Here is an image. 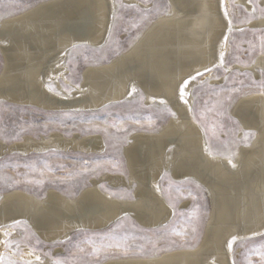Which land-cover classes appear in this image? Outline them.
<instances>
[{
    "label": "bare ground",
    "instance_id": "6f19581e",
    "mask_svg": "<svg viewBox=\"0 0 264 264\" xmlns=\"http://www.w3.org/2000/svg\"><path fill=\"white\" fill-rule=\"evenodd\" d=\"M237 1L254 12L250 0ZM228 2L168 0L169 11L156 19L128 52L108 64L85 69L78 86L66 78L67 54L77 46L105 44L116 8L114 0H48L0 20V51L5 60L0 102L51 112L96 111L129 100L141 90L147 105L167 106L174 114L160 132L132 135L124 149L128 176L105 174L74 199L56 191L43 200L19 191L2 197L0 264H5L7 233L19 221L48 242H64L81 230H103L127 216L149 229L166 225L173 216L160 188L166 171L177 181L191 179L207 190L211 215L202 244L159 257L105 264H235L233 248L237 243L264 236V93L242 98L233 110L241 124L240 138L245 133L255 134L251 144L240 146L234 158L210 151L192 113L195 80L211 77L219 66L227 72L232 69L225 64L228 37L235 28ZM249 26L262 28L264 19L252 20ZM238 68L261 78L264 53L251 66ZM193 76L196 79L185 89L188 104H184L179 99V86ZM62 80L71 91L64 89ZM104 149L99 135L67 138L52 133L38 138L25 136L10 145L0 141V159L14 153L98 154ZM102 183L125 189L134 185V198L112 196L101 189ZM49 222L53 227L45 229ZM29 261L39 264L42 260L31 257Z\"/></svg>",
    "mask_w": 264,
    "mask_h": 264
},
{
    "label": "rangeland",
    "instance_id": "374dc122",
    "mask_svg": "<svg viewBox=\"0 0 264 264\" xmlns=\"http://www.w3.org/2000/svg\"><path fill=\"white\" fill-rule=\"evenodd\" d=\"M43 1L48 0H0V20L22 14ZM114 1L116 8L105 44L77 46L67 54L66 78L75 86L80 85L88 67L108 64L128 52L147 28L170 9L168 0ZM250 2L253 13L237 0L228 2L235 28L228 37L225 64L232 69L227 72L225 67H217L211 77L195 80L191 91L192 113L203 129L210 151L224 158H234L239 147L248 146L255 137L254 133H245L240 138L241 124L233 116L236 104L251 94L264 93L261 87L264 73L256 78L249 70L238 68L251 66L264 53V27L249 26L252 20L264 19V0ZM4 67L5 60L3 66L0 55V75ZM61 84L71 91L64 80ZM173 116L167 106L147 105L141 90L129 100L96 111L47 112L0 102V141L7 145L20 142L25 136L38 138L52 133H61L67 138L74 134L99 135L105 142L104 151L98 154L48 151L28 156L14 153L1 158L0 199L16 191L39 200L45 199L50 191L74 199L93 180L105 174L128 176L124 149L132 135L158 133ZM169 176L172 177L171 173L166 171L160 180L162 194L173 209L166 225L149 229L127 216L104 230H81L64 242H48L27 223L19 221L7 233L3 262L35 264L29 258L40 257L39 264H105L199 247L211 215L210 197L204 186L201 187L208 200L195 183L176 182ZM100 187L115 197L134 198V185L125 189L102 183ZM25 251L29 254L27 257ZM233 257L235 264H264V236L237 243Z\"/></svg>",
    "mask_w": 264,
    "mask_h": 264
},
{
    "label": "snow or ice",
    "instance_id": "6c2138e0",
    "mask_svg": "<svg viewBox=\"0 0 264 264\" xmlns=\"http://www.w3.org/2000/svg\"><path fill=\"white\" fill-rule=\"evenodd\" d=\"M225 39H227V38H225ZM223 59H224V54L222 52L221 56H220L221 62L223 61ZM205 71L211 72V69H205ZM197 75H202V73H197ZM195 79H196L195 76L190 77L189 80L184 81L183 84L181 86H179V99L184 104H188V99L186 98L187 93H186L185 89L188 87V84L190 83V81L195 80ZM261 87H264V84H262ZM133 91H135V89H133ZM233 166H235V165H233ZM37 259H39V257H37ZM57 264H60V262H57Z\"/></svg>",
    "mask_w": 264,
    "mask_h": 264
},
{
    "label": "water",
    "instance_id": "95a60500",
    "mask_svg": "<svg viewBox=\"0 0 264 264\" xmlns=\"http://www.w3.org/2000/svg\"><path fill=\"white\" fill-rule=\"evenodd\" d=\"M88 47H90V46H88ZM92 48V47H91ZM97 50V49H96ZM0 55H1V58H2V60H3V66H4V57H3V55H2V52L0 51ZM25 107H35V108H38V109H40V110H43V111H47V112H50V111H48V110H44V109H42V108H39V107H36V106H32V105H26ZM226 114L227 115H229L227 112H226ZM172 180H174V181H176L175 179H173L171 176H169ZM184 181H191V182H193V183H195V185L197 186V187H199V189H201L202 191H203V194H204V196L207 198V200H208V195H206V193L204 192V190L202 189V185H199V184H197L195 181H192L191 179H187V180H184ZM177 182V181H176ZM52 222H49V223H47V225L46 226H44L45 227V229H50V227H53V225L51 224ZM138 223V222H137ZM139 225H141L140 223H138ZM26 225H28V224H26ZM142 227H145L144 225H141ZM28 227H30L32 230H33V228L30 226V225H28ZM146 228V227H145ZM104 229H106V228H104ZM103 229V230H104ZM98 230V229H97ZM102 230V229H101ZM34 231V230H33Z\"/></svg>",
    "mask_w": 264,
    "mask_h": 264
}]
</instances>
